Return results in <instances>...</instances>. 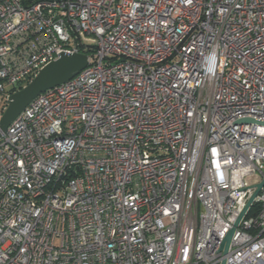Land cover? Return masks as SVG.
<instances>
[{
	"label": "built area",
	"instance_id": "built-area-1",
	"mask_svg": "<svg viewBox=\"0 0 264 264\" xmlns=\"http://www.w3.org/2000/svg\"><path fill=\"white\" fill-rule=\"evenodd\" d=\"M73 52L0 135V264H264V0H0V110Z\"/></svg>",
	"mask_w": 264,
	"mask_h": 264
},
{
	"label": "water",
	"instance_id": "water-1",
	"mask_svg": "<svg viewBox=\"0 0 264 264\" xmlns=\"http://www.w3.org/2000/svg\"><path fill=\"white\" fill-rule=\"evenodd\" d=\"M87 65V56L84 53H60L57 59L49 62L43 66L36 75L29 80L24 86L14 91L8 96L7 105L0 115V135L5 131L7 126L18 116V114L25 108V106L31 102L38 94L49 89L53 86H56L62 82L73 77L81 69ZM238 123H258L263 124L264 121L252 119V118H243L237 121ZM264 184V179H262L254 187V191L250 198L247 200L245 207L238 216L237 220L234 223V226L237 224L238 219L244 213L245 209L252 202L255 195L259 192L260 188ZM234 226L229 230L224 238L225 242V251L229 243L231 234L233 232ZM220 264H224L222 261Z\"/></svg>",
	"mask_w": 264,
	"mask_h": 264
},
{
	"label": "trees",
	"instance_id": "trees-1",
	"mask_svg": "<svg viewBox=\"0 0 264 264\" xmlns=\"http://www.w3.org/2000/svg\"><path fill=\"white\" fill-rule=\"evenodd\" d=\"M28 82V80H26L24 83L20 84L18 87L12 89L14 91L18 90L19 88H21L22 86H24L26 83Z\"/></svg>",
	"mask_w": 264,
	"mask_h": 264
},
{
	"label": "rangeland",
	"instance_id": "rangeland-1",
	"mask_svg": "<svg viewBox=\"0 0 264 264\" xmlns=\"http://www.w3.org/2000/svg\"><path fill=\"white\" fill-rule=\"evenodd\" d=\"M4 110V108L2 109V110H0L1 112H0V115H1V113H2V111Z\"/></svg>",
	"mask_w": 264,
	"mask_h": 264
}]
</instances>
